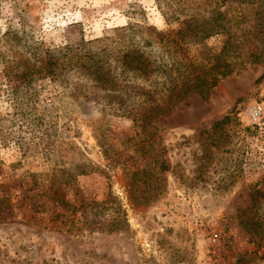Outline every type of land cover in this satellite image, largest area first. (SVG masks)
<instances>
[{"label":"rangeland","instance_id":"374dc122","mask_svg":"<svg viewBox=\"0 0 264 264\" xmlns=\"http://www.w3.org/2000/svg\"><path fill=\"white\" fill-rule=\"evenodd\" d=\"M175 1L0 0V264H264L259 5L219 0L245 17L239 45L223 34L206 45L227 44L241 63L149 132L84 58H68L113 66L117 52L103 49L122 28L169 34L188 20L169 11L168 24L162 8Z\"/></svg>","mask_w":264,"mask_h":264},{"label":"trees","instance_id":"16d2710c","mask_svg":"<svg viewBox=\"0 0 264 264\" xmlns=\"http://www.w3.org/2000/svg\"><path fill=\"white\" fill-rule=\"evenodd\" d=\"M246 1L257 3L264 12V0ZM221 6L219 0H176L164 4L165 8L160 6L169 25L173 24L167 15L169 11L181 12L188 20H183L179 23L182 26L169 34L158 32L154 27L133 24L122 28L120 36L123 39L106 44L103 49L117 52L113 66L89 52L90 55L84 54L83 57L71 53L68 58L75 65L84 58L80 65L97 73L95 77L102 89L106 83L111 85L108 91L116 95L113 99L119 100L135 128L149 132L148 128L160 114L193 91L206 98L220 78L231 74L233 64L241 63L234 61L226 49L227 44L238 48L237 29L245 17L231 14L235 10L231 8L218 11ZM258 19H262L260 25L263 26L264 16ZM218 34L226 35L228 43L217 51L208 47L206 41ZM192 47L197 48V52L186 55L188 48ZM229 119V115L225 116L215 122L213 128L224 125Z\"/></svg>","mask_w":264,"mask_h":264},{"label":"built area","instance_id":"2783aa9c","mask_svg":"<svg viewBox=\"0 0 264 264\" xmlns=\"http://www.w3.org/2000/svg\"><path fill=\"white\" fill-rule=\"evenodd\" d=\"M262 107L261 106H255L253 108H251V110L249 111V116L252 119H259V117L262 115Z\"/></svg>","mask_w":264,"mask_h":264}]
</instances>
